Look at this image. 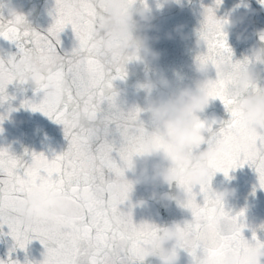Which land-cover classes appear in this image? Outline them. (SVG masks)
Returning <instances> with one entry per match:
<instances>
[{
	"label": "snow or ice",
	"instance_id": "1",
	"mask_svg": "<svg viewBox=\"0 0 264 264\" xmlns=\"http://www.w3.org/2000/svg\"><path fill=\"white\" fill-rule=\"evenodd\" d=\"M259 2L264 4V0ZM220 3L215 0L216 5ZM97 12L91 0H55L49 13L52 23L43 34L30 28L23 16L7 23L0 17V38L16 45L18 57H54L55 66L42 76L58 82V99L42 98L38 103L26 100L22 106L62 125L68 142L67 149L52 158L27 150L17 156L0 147V230L7 226V235L14 242L9 253L16 248L26 250L33 240L44 249L40 261L26 259L25 264H142L148 239L160 229L148 222L135 223L132 218V186L125 179V171L150 130L140 118L142 109L125 108L113 86V81L126 78L125 65L139 61V57H122L99 48L100 33L93 31ZM203 15L200 35L206 46L199 58L222 59L230 66L209 94L211 100L221 101L229 119L202 125L209 134L205 143L222 145L208 167L213 175L219 172L227 178L231 170L247 164L254 168L258 186L264 189V134L246 131L240 119L242 97L227 92L241 62L233 61L213 8H205ZM68 26L75 44L70 53L61 55L56 46L60 44L59 34ZM17 59L16 54L0 58V103L10 99L6 93L9 84L23 83L17 80ZM253 90L250 86L246 93ZM40 92L34 89V95ZM81 112L83 119L77 124L75 118ZM4 118L0 115V121ZM215 124L219 125L216 129ZM211 179L198 187L188 185L187 197L179 205L190 213V219L175 224L181 237L176 247L191 257V264H223V257L229 253L240 255L253 243L264 246L255 232L250 240L242 234L246 227L243 210L233 214L210 198ZM36 187L70 199L76 219L60 230L39 219L30 223L12 220L17 206ZM62 219L55 217L52 223L59 225ZM0 264L20 262L9 257Z\"/></svg>",
	"mask_w": 264,
	"mask_h": 264
},
{
	"label": "clouds",
	"instance_id": "2",
	"mask_svg": "<svg viewBox=\"0 0 264 264\" xmlns=\"http://www.w3.org/2000/svg\"><path fill=\"white\" fill-rule=\"evenodd\" d=\"M98 9L93 31L100 33L98 45L118 56H138L139 61L150 64L159 58V53L152 49L147 35L151 30L153 17L150 9L145 6L146 0H91ZM178 0H157V6L168 5ZM17 16L25 17L20 7L13 0H0V17L15 20ZM220 29L225 34L233 27L242 23L243 17L220 20ZM202 24V23H201ZM182 26L174 31L179 34ZM202 27L195 32L194 59L192 71L194 78L191 84L182 83L181 76L169 80L160 76L148 80L140 87L145 92L142 112L146 114L145 125H150V134L140 143L139 152L134 155L126 171L134 173L133 179L127 182L133 187L136 184L157 183L172 186L174 191L158 196L157 202H174L180 205L187 197L188 185L199 186L208 181L212 170L208 161L221 149L222 145L205 144L206 125L209 120L202 119L201 114L209 104L210 92L219 76L227 73L230 66L222 59L210 61L201 59L206 40L200 35ZM259 40L264 42V29L257 33ZM203 49V50H202ZM227 89L229 95L242 97L240 119L249 134H264V47L253 46L249 55L240 61ZM54 57L47 60L21 55L14 65L17 80L29 84L35 89H41L42 98L58 99V82L50 77L42 76L49 67L55 66ZM214 74V75H213ZM254 90L244 95L249 87ZM258 89V90H257ZM157 90L154 96L153 91ZM76 123L82 122L83 113L77 115ZM158 158L155 163H150ZM125 171V172H126ZM235 189L225 187L209 192L211 199L224 205L235 196ZM62 217L59 225H54L53 219ZM12 220L30 223L36 219L47 221L50 226L60 230L76 219V210L70 199L60 193L46 190L43 187L34 188L17 206ZM264 230V225L259 226ZM181 237L175 224L160 228L151 236L144 249V259L151 257L157 264H177V244ZM264 258V246L251 244L242 254H227L223 264H261Z\"/></svg>",
	"mask_w": 264,
	"mask_h": 264
},
{
	"label": "water",
	"instance_id": "3",
	"mask_svg": "<svg viewBox=\"0 0 264 264\" xmlns=\"http://www.w3.org/2000/svg\"><path fill=\"white\" fill-rule=\"evenodd\" d=\"M139 4V0H137ZM20 7L21 13L30 28L40 33H45L52 23L50 12L54 7L55 0H13ZM153 17L152 28L147 32L150 46L159 53V58L150 64L140 61H131L125 65L126 78L113 81L115 90L119 93L118 99L125 108L137 106L143 108L145 92L140 87L148 80L160 76L169 80L175 76L183 78L182 83L191 84L194 73L192 64L194 59L195 32L200 28L204 19V9L212 7L214 16L219 19H236L243 17L242 23L231 28L226 33L227 45L232 50L233 61H242L249 55V49L253 46L264 47V42L259 40L257 33L264 29V4L259 0H221L219 5L215 0H178L168 5L157 6V0H146ZM7 23V19H5ZM182 26L177 34L174 29ZM60 44L57 45L59 54L70 53L75 38L68 26L59 34ZM203 50V49H202ZM16 45L0 38V58L6 59L9 55H17ZM214 75V74H213ZM34 87L29 84L13 82L6 88L9 100L0 103V115L5 118L0 121V147L9 148L17 156L28 152L43 153L52 158L53 154H59L67 149V140L64 136L63 126L43 115L39 111H32L22 106V102L32 100L38 103L42 99V93H35ZM157 90L153 91V95ZM245 93L244 95H248ZM140 118L146 121V114L141 112ZM202 119L227 121L229 113L220 100H210L205 111L201 114ZM150 130V125H146ZM218 124L213 128H218ZM205 133V139H208ZM207 144L201 145V149ZM25 160L28 157H24ZM154 158L150 163H155ZM128 179L134 178V173L126 171ZM198 187V186H197ZM210 187L220 190L225 187L235 189V196L228 200L225 207L234 214L243 210L246 227L242 234L246 239H251L253 232L257 239L264 242V230L259 226L264 225V189L258 186L257 173L254 168L245 164L229 172L226 178L222 173H215L211 179ZM174 184L170 187L166 184L157 183L133 185L129 194L132 208V218L135 223L148 222L158 228L181 223L190 219V213L176 205L174 202L158 203L160 194L174 191ZM127 206V202L125 208ZM8 228L4 226L0 230V260L7 261L9 257L18 260L20 264L28 261H40L44 251L38 240H33L27 245L26 250L16 248L9 253L13 246L12 238L7 235ZM177 264H191V257L182 249L177 248ZM142 264H157L154 258H145ZM264 264V258L261 260Z\"/></svg>",
	"mask_w": 264,
	"mask_h": 264
}]
</instances>
